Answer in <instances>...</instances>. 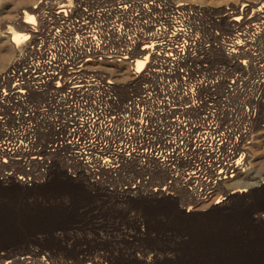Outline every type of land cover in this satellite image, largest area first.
<instances>
[{
  "label": "built area",
  "instance_id": "obj_1",
  "mask_svg": "<svg viewBox=\"0 0 264 264\" xmlns=\"http://www.w3.org/2000/svg\"><path fill=\"white\" fill-rule=\"evenodd\" d=\"M229 21L231 36L206 38L202 7L186 1L41 0L30 37L0 73V183L47 182L54 155L69 177L92 185L133 165L166 178L146 188L151 174L132 176L124 193L162 196L177 186L211 200L264 106V56L256 79L249 70L264 0L243 3ZM217 50L242 61L240 74L214 59ZM105 61H127L133 72L143 62L125 98L99 69ZM242 81L250 87L238 111L229 106Z\"/></svg>",
  "mask_w": 264,
  "mask_h": 264
},
{
  "label": "rangeland",
  "instance_id": "obj_2",
  "mask_svg": "<svg viewBox=\"0 0 264 264\" xmlns=\"http://www.w3.org/2000/svg\"><path fill=\"white\" fill-rule=\"evenodd\" d=\"M40 1L0 0V73L25 42H11L4 31L8 29L10 37L24 32L18 24ZM173 1L201 6V33L220 38L232 35L229 20L240 13L241 5L257 0ZM228 8L238 13L230 14ZM253 45L259 54L249 70L256 79L257 58L264 56V29ZM213 57L240 74L221 50ZM115 63L124 70L121 74L112 73L106 62L99 69L119 84L118 92L125 98L135 88L134 75L122 80L125 70L132 72L131 65ZM242 84L231 97V109L242 110L245 90L250 87L248 82ZM259 90L254 88V93ZM229 107L221 106V112ZM258 109L253 129L242 142L240 157L245 168L230 179L247 186L226 189L222 182L209 201H197L177 186L162 196L144 189L124 193L120 185L132 176L151 174L146 188L163 185L166 178L163 171L152 175L133 165L125 166L119 177L109 178L104 185H92L69 177L63 159L54 155V170L47 182L0 183V264H264V106Z\"/></svg>",
  "mask_w": 264,
  "mask_h": 264
},
{
  "label": "bare ground",
  "instance_id": "obj_3",
  "mask_svg": "<svg viewBox=\"0 0 264 264\" xmlns=\"http://www.w3.org/2000/svg\"><path fill=\"white\" fill-rule=\"evenodd\" d=\"M36 6H34V7H31L29 10V12H26V16H25V19L24 20H22L19 24H18V27L22 30V31H24V32H20V33H17V34H15L13 37H10V31H8V29H7V31H4L5 32V35H4V33H3V35L4 36H6V37H8L9 39H11V42H13V43H19V42H24V41H26L29 37H30V34L32 33V23H33V18H34V16H35V12H36ZM236 19H238V18H236ZM6 24V23H5ZM8 24H10V23H8ZM235 53H236V57L237 58H240L241 56V54L243 53L242 52V49L240 48V47H238V48H236V50H235ZM228 58V57H227ZM106 63H109L111 66H112V69H111V72L112 73H122L123 71L121 70V68L119 67V66H117V64L115 63V62H110V61H105ZM104 62V63H105ZM124 63H126V62H124ZM240 63H242V61L240 62L239 61V68H241L242 69V64H240ZM236 64V63H235ZM122 66V65H121ZM143 67V62H141V61H137V64H136V71L135 72H138V71H141V69H142V67ZM237 66V65H236ZM126 69V68H125ZM240 71V70H239ZM135 72H129V70H125V73L122 75V80H125V81H127V79L131 76V75H135ZM132 78V77H131ZM135 78V77H134ZM134 78H132V79H134ZM120 79V78H119ZM131 81V80H130ZM242 86H243V84H242ZM247 86V85H246ZM242 88V87H241ZM242 90H244V88L242 89ZM244 92V91H243ZM245 92H246V90H245ZM241 94V93H240ZM241 96V95H240ZM239 96V97H240ZM245 97V96H244ZM244 101V100H243ZM241 104V103H240ZM241 110V109H240ZM243 162V161H242ZM241 161H239V162H237L236 163V165H234V164H232V166L231 167H233L234 168V174H232L228 179H224V181H222V182H224V185L227 187L226 189H228L229 188V186L230 185H233V188H237V187H242V186H247V184H244V185H242V184H239L240 182H236V181H232V180H230L231 178H233L234 176H236L240 171H242L243 170V168H245L244 166H245V164H244V162L242 163ZM230 167V168H231ZM221 182V183H222ZM220 183V184H221ZM219 186V185H218ZM217 186V187H218ZM196 200V199H195Z\"/></svg>",
  "mask_w": 264,
  "mask_h": 264
},
{
  "label": "snow or ice",
  "instance_id": "obj_4",
  "mask_svg": "<svg viewBox=\"0 0 264 264\" xmlns=\"http://www.w3.org/2000/svg\"><path fill=\"white\" fill-rule=\"evenodd\" d=\"M142 67V66H141Z\"/></svg>",
  "mask_w": 264,
  "mask_h": 264
}]
</instances>
